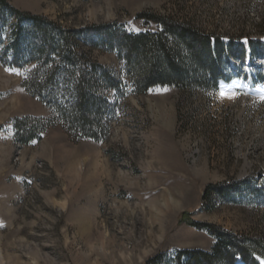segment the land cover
Returning a JSON list of instances; mask_svg holds the SVG:
<instances>
[{"label": "rangeland", "instance_id": "374dc122", "mask_svg": "<svg viewBox=\"0 0 264 264\" xmlns=\"http://www.w3.org/2000/svg\"><path fill=\"white\" fill-rule=\"evenodd\" d=\"M7 2L71 30L112 22L154 30L135 20L146 13L203 34L264 33V0ZM91 53L120 69L115 55ZM218 93L157 89L114 109L105 143H74L56 127L21 147L12 121L50 111L24 91L17 70L0 63V264H145L155 256L168 264L176 250L210 251L211 237L179 223L184 213L264 243V102ZM243 181L249 190L233 201L203 205L207 186ZM248 258L235 263L264 264V250Z\"/></svg>", "mask_w": 264, "mask_h": 264}, {"label": "trees", "instance_id": "16d2710c", "mask_svg": "<svg viewBox=\"0 0 264 264\" xmlns=\"http://www.w3.org/2000/svg\"><path fill=\"white\" fill-rule=\"evenodd\" d=\"M135 20L155 29L132 32L117 22L65 29L0 0V63L17 70L24 91L50 111L47 118L25 116L12 121L19 146L40 142L56 127L74 143H105L114 109L130 97L147 96L157 89L186 95L216 92L223 78V56L240 55L241 46L225 44L218 36L169 17L139 13ZM93 51L115 55L120 69L99 64L91 57ZM248 190L246 181L207 186L201 198L207 207L215 202L228 204ZM189 215L184 213L179 223L206 233L214 243L210 251L176 250L168 264H236V257L247 261L258 247L264 250L263 242L239 238ZM157 261L155 256L145 264Z\"/></svg>", "mask_w": 264, "mask_h": 264}, {"label": "built area", "instance_id": "2783aa9c", "mask_svg": "<svg viewBox=\"0 0 264 264\" xmlns=\"http://www.w3.org/2000/svg\"><path fill=\"white\" fill-rule=\"evenodd\" d=\"M213 35V33H208ZM260 34V33H259ZM218 36L225 44L232 42L241 47H245L247 53L245 57H224V74L229 76L236 98H240L249 103L262 101L253 96V93L261 87H264V54L257 56L249 51L247 47L250 42L264 44V33L257 36L236 37L233 35H214ZM226 85V84H223ZM243 264V263H241Z\"/></svg>", "mask_w": 264, "mask_h": 264}, {"label": "snow or ice", "instance_id": "6c2138e0", "mask_svg": "<svg viewBox=\"0 0 264 264\" xmlns=\"http://www.w3.org/2000/svg\"><path fill=\"white\" fill-rule=\"evenodd\" d=\"M219 97L221 99H225V98H228V99H235L236 96L234 93H228V92H225L223 90H221L219 93H218ZM262 99V102H264V97L261 98Z\"/></svg>", "mask_w": 264, "mask_h": 264}, {"label": "bare ground", "instance_id": "6f19581e", "mask_svg": "<svg viewBox=\"0 0 264 264\" xmlns=\"http://www.w3.org/2000/svg\"><path fill=\"white\" fill-rule=\"evenodd\" d=\"M245 170V166H244V168H243V171ZM238 260V264H241V261L239 260V259H237Z\"/></svg>", "mask_w": 264, "mask_h": 264}]
</instances>
